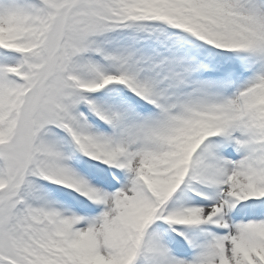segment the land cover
Here are the masks:
<instances>
[{
    "label": "snow or ice",
    "instance_id": "obj_1",
    "mask_svg": "<svg viewBox=\"0 0 264 264\" xmlns=\"http://www.w3.org/2000/svg\"><path fill=\"white\" fill-rule=\"evenodd\" d=\"M0 264H264V0H0Z\"/></svg>",
    "mask_w": 264,
    "mask_h": 264
}]
</instances>
